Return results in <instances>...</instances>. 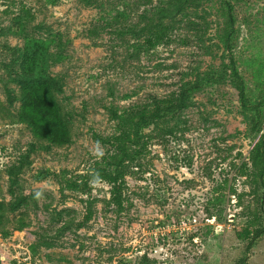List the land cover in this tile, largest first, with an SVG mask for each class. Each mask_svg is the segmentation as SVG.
Wrapping results in <instances>:
<instances>
[{"label":"rangeland","instance_id":"rangeland-1","mask_svg":"<svg viewBox=\"0 0 264 264\" xmlns=\"http://www.w3.org/2000/svg\"><path fill=\"white\" fill-rule=\"evenodd\" d=\"M170 1L0 0V264H264V235L248 248L264 187L246 174L264 134V0ZM27 79L53 81L69 143L18 122ZM188 85V109L130 140L119 206L112 111L155 110Z\"/></svg>","mask_w":264,"mask_h":264},{"label":"trees","instance_id":"trees-1","mask_svg":"<svg viewBox=\"0 0 264 264\" xmlns=\"http://www.w3.org/2000/svg\"><path fill=\"white\" fill-rule=\"evenodd\" d=\"M174 1L175 0H172L170 2L173 3ZM176 4H179L176 11H181L182 3L178 2ZM229 12L230 20L232 21L231 7H229ZM164 27V23L160 25V28ZM153 29H155L154 25L149 28V30ZM31 45L32 41L30 43V46ZM229 68L231 71L230 77L232 78V83L238 90L240 94L239 97L245 106L246 85L238 70L236 61L232 56L230 57ZM197 90L198 87L196 85H188L182 89L178 99L171 98L170 100L157 102L155 110L146 107L139 111H128L125 114H118L116 111H112L113 118L124 127L121 137L117 138L118 147L121 149L122 155L120 157L113 156L108 160V167H115V169L112 172L105 171V179L113 185L112 193L119 206H122V166L126 160L133 155V153H131V145L129 144L130 140L133 141V144L141 145L142 137L145 134L144 131L147 128L153 124L164 122L162 120H165L169 115H175L188 109L192 97L191 95ZM55 92L56 88L54 87L52 80H43L39 84H36L33 80L27 79L22 85V91L20 92L22 107L18 110L17 120L20 123L27 124L34 134V137L39 142H46L55 146H63L71 140V130ZM8 112L9 111L3 109L0 105L1 114L6 116ZM7 116L13 118L12 115ZM260 132L261 128L254 123L250 134L256 138ZM131 136H134L133 139H131ZM250 161L251 168L249 169L248 166L246 167V169L249 170L246 174L255 181L261 182L264 187V134L260 137L259 141L251 151ZM67 186V188L74 190L80 187V185L75 182H67ZM2 208L3 207L0 206V233L7 235L9 231L7 229V224L4 221L5 211L1 212ZM27 226L28 224L25 223L23 219H20L18 221L17 229L23 230ZM252 235V241L249 243L248 248L253 246L255 241L262 238L264 235V229L257 228L252 232ZM245 263L246 259L243 258L236 264Z\"/></svg>","mask_w":264,"mask_h":264}]
</instances>
